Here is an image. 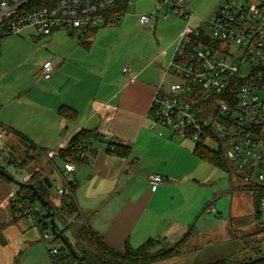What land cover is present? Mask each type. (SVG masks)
Returning <instances> with one entry per match:
<instances>
[{
    "label": "crops",
    "instance_id": "1",
    "mask_svg": "<svg viewBox=\"0 0 264 264\" xmlns=\"http://www.w3.org/2000/svg\"><path fill=\"white\" fill-rule=\"evenodd\" d=\"M6 1L21 3L25 9L37 6V0ZM127 9L120 29L109 25L101 31L98 27L85 32L58 30L50 36L27 30L18 36L21 43L31 46L26 57L5 39L0 46V129L14 145L27 141L36 147L31 151L45 155L53 178L64 174V161L58 152L77 134L88 131L100 135L91 143L89 158L75 165L79 184L74 200L84 221L113 251L124 252L126 244L137 249L154 240L165 251L181 246L178 257L155 264L243 263L255 259L256 255L247 257L252 248H247L244 238L251 235H239L231 207L229 220L223 219L220 199L224 194L201 192L207 187V174L219 168L197 158L195 146L190 150L166 139L167 131L159 125L151 129L148 113L152 99L187 23L183 28L184 20L173 17L169 24L177 25V30L158 45L154 56L140 50L139 39L144 32L138 31L130 55L114 65L109 58L118 47L113 37L128 26L143 28L135 15L126 18ZM168 21L169 17L163 21L157 18L152 27L156 30ZM28 59L31 69H25ZM47 62L55 65L48 81L42 77ZM125 69L129 72L124 73ZM63 107L75 113L73 121L59 115ZM117 146L124 154H115ZM154 174L165 178L156 192L149 184ZM229 181L228 193L234 198L241 191L230 176ZM244 191L251 199L248 217L257 219L254 194ZM49 196L51 201L57 199L55 191L49 190ZM14 197L13 185L0 181V225H6L1 233L0 264H17L25 248L43 242L39 228L29 230L20 219L15 220ZM245 223L248 227L244 230H250L248 221ZM256 228L264 233V228Z\"/></svg>",
    "mask_w": 264,
    "mask_h": 264
},
{
    "label": "built area",
    "instance_id": "2",
    "mask_svg": "<svg viewBox=\"0 0 264 264\" xmlns=\"http://www.w3.org/2000/svg\"><path fill=\"white\" fill-rule=\"evenodd\" d=\"M185 2H160V9L179 16L187 26L152 99L148 113L151 129L160 125L174 136L196 143L204 137L205 144L212 142L218 146L222 142L243 188L262 195L257 219H264V187L253 183L264 182V0H227L195 27L191 24L195 17L184 9ZM123 5L127 8L133 4L130 0H54L49 5L25 9L21 3L3 0L0 46L5 38L21 36L27 30L50 36L58 30L85 32L118 25L126 15L120 9ZM152 18L153 15H142L140 26L149 25ZM54 70V63H45L43 79L48 81ZM109 147L113 150V143ZM91 148L84 145L79 158L88 159ZM63 169L72 178L60 176L56 195L61 209L75 201L74 192L79 184L75 164L67 160ZM164 183L161 175L149 178L152 192ZM12 205L28 223L46 231L42 234L45 243L53 239L47 233L51 229L50 219L39 220L16 196ZM48 253L51 264H65L59 248Z\"/></svg>",
    "mask_w": 264,
    "mask_h": 264
},
{
    "label": "rangeland",
    "instance_id": "3",
    "mask_svg": "<svg viewBox=\"0 0 264 264\" xmlns=\"http://www.w3.org/2000/svg\"><path fill=\"white\" fill-rule=\"evenodd\" d=\"M130 1L133 5L127 7L128 9L126 18H129V15H135L136 17H138L137 19H139V17H141L142 15H153V18L150 25H147L141 29L134 28L133 25L128 26L119 34L113 37V42L114 44H117L118 47H115V50H112V54L111 56H109V58L110 62H114V65L118 64L121 60H124L130 55L131 47L133 45L134 39L136 38L135 35L138 31L144 32L142 38L139 39V47L141 46V49H139L142 50V52L145 53L146 56H154L158 54V45H162L163 43L167 42L177 30V25L169 24L173 23L174 20L172 18L176 17L177 19H181L180 21L183 20L182 18H179V16L173 13H169V11L166 9H160L161 0ZM226 1L227 0H186L184 9L188 13L193 15V17L197 18L191 23L192 26L195 27L200 25L202 19L210 18L214 14V12L217 11ZM165 15H168L169 21L163 23L161 27L155 30V28L152 27V24L155 23V20L157 18L163 21ZM186 23V21H182L183 28ZM121 24H123V22L118 25H111L109 27L120 29L121 27H123V25ZM102 28L103 27H98L97 29L101 31ZM108 30L112 29L108 28ZM5 39L6 41H12L13 49L16 51H22L25 57L28 56V53L31 51V46L23 44V42L21 43L20 41L22 40L20 39L22 38H19L18 36H9ZM26 68H33L32 61H30V59H28L25 69ZM38 78L40 79V76H38ZM165 131H167L166 133H164L166 139L172 140L179 147L187 148L190 150L194 148L196 142L180 139L174 136L172 131H169L167 129H165ZM205 145L214 151L218 150V147L215 143L207 142ZM56 163L59 167H61V164H59L58 160H56ZM47 165L49 164L47 159L45 158V155L36 151H31L30 145L28 143L19 141L18 144L14 145L10 140L7 139V137L5 138L4 136L0 138V167L4 169L15 180L26 183L34 174L40 173L43 175V177L49 179V183H51L52 185L49 190L56 192L58 184L61 183V178L57 175L53 178L52 171H49L46 168ZM40 168H43V172L39 171ZM206 178L207 181L205 182V185H207V187L201 192L204 195H211L213 192L216 193L218 191L224 194V196H222V198L220 199V203L223 207L221 213L224 221L229 220V211L231 207L232 215L234 216V218L237 217V220L234 223H236V229L239 235H251L244 238V240H246L247 246L249 245L250 248H253L252 250H249L247 252V257L254 258L255 255L257 256L258 253L255 250L257 247H260L262 254H264V233L259 228H256H264V219L255 218L253 220V217H248L252 209L251 199L248 198L249 196L247 195V191H244L243 184L240 178L238 176H235L233 178L235 188L241 191L240 194L235 195L234 198H232V196L228 193L231 187V182L229 181V174L225 170L215 169L213 173H208ZM253 183L264 187V182L259 183L258 181H254ZM12 185L13 187H15L14 184ZM52 202L56 207L60 206V200L58 198L56 200H53ZM35 207L40 209L38 203L35 204ZM244 221H248L250 230H244L245 227H248L246 223L245 225L243 224ZM20 222L26 225L25 227H27V229L38 231L36 230L38 227L28 223L25 218H20ZM55 224L58 231L63 230L62 224L57 219L55 220ZM45 232L46 231H41V235ZM47 233L49 235L51 234L53 236V239L46 243L43 241L37 246L34 244L32 249L29 245L22 251L20 259H18L19 262L17 264H51L48 252L54 247H60V245L54 242V234L51 229L47 231ZM255 235L257 236V238L253 237ZM66 237L69 239L70 243L73 244L71 237H69V235L67 234ZM257 239L259 242L262 241V244L259 243V246L254 243V241H256ZM159 250L165 251L160 248Z\"/></svg>",
    "mask_w": 264,
    "mask_h": 264
},
{
    "label": "trees",
    "instance_id": "4",
    "mask_svg": "<svg viewBox=\"0 0 264 264\" xmlns=\"http://www.w3.org/2000/svg\"><path fill=\"white\" fill-rule=\"evenodd\" d=\"M37 6H32L29 9H35L43 5L51 4L49 1L37 0L35 2ZM121 10L126 11L125 5H123ZM212 103V101L210 100ZM59 115L67 120L73 121L75 119V113L69 108H61L59 110ZM100 135L94 132L83 131L77 134L65 149H62L58 152L57 156L65 161H70L73 164L77 165L82 163L84 160L79 158V154L84 145H91L92 141L99 140ZM205 138L200 139L196 144L193 151V154L204 160L213 166L225 170L230 178L237 176V173L232 168L229 159L227 150L224 147L222 142H219L218 150L214 151L205 145ZM30 145L32 150H36V147L31 145L29 142L25 141ZM117 152L115 154H124L121 151V147H116ZM1 168V167H0ZM2 169V168H1ZM4 170V169H3ZM5 171V170H4ZM6 172V171H5ZM42 174L36 173L31 179L26 182L32 184L37 190L38 194L48 202V207L45 208L41 201L38 199L37 195L24 187H18L15 185V196L18 199L19 203L23 206L28 207L34 213V215L39 218L41 221L50 219V213L53 214V221L57 219L63 226L62 231H58L56 224L55 230L59 235H62L71 245L74 250L77 258H74L65 248L61 239L58 236L54 235V242L59 244V251L61 256L64 259L65 264H155L157 262L171 260L178 257L181 254V246H177L175 249L168 251H161L160 242L150 240L146 242L141 247L134 249L129 244H126L125 250L122 253H118L110 249L105 245L101 238L94 233L91 228L88 226L87 222L84 221L80 213L79 208L77 207L75 201H72L70 205H67L64 209L56 207L53 202L50 200L49 188L44 182ZM0 181L7 182L11 184L10 181L0 176ZM262 195L260 193H254L256 211H258L259 201ZM39 204V208L35 207V204ZM12 211L15 216V220L23 218L22 216L16 213L15 207L12 205ZM257 215V213H256ZM51 224V220H50ZM6 228V225H0V241L2 240L1 233ZM45 228V227H44ZM43 231V229H40ZM66 234L71 237L73 244L70 243L69 239L66 237ZM254 243L259 246V243L262 244V241H254ZM248 249H251L249 245ZM253 249V248H252ZM257 251L256 259L263 257L260 247L255 249ZM253 261V260H251ZM218 264H239L231 260H226ZM264 264V260L256 263Z\"/></svg>",
    "mask_w": 264,
    "mask_h": 264
},
{
    "label": "water",
    "instance_id": "5",
    "mask_svg": "<svg viewBox=\"0 0 264 264\" xmlns=\"http://www.w3.org/2000/svg\"><path fill=\"white\" fill-rule=\"evenodd\" d=\"M0 176H2L3 178L7 179L12 184H14V185H16L18 187H24V188H27V189L33 191L37 195L38 199L41 201V203L43 204V206L45 208L48 207V202L38 194L37 190L35 189V187L32 184H28V183H24V182H20V181L15 180L13 177H11L7 172H5L1 168H0ZM44 182H45V184L47 185L48 188H51L52 187L51 183H49V179L45 178L44 179ZM50 220H51V229H52L53 234L55 236H58L61 239V241H62L63 245L65 246V248L67 249V251L74 258H77L74 250L72 249L71 245L66 240V238L64 236H62V235H59L56 232V230H55V224H54V221H53V214L52 213H50ZM262 260H264V256L263 257H260L258 259H255L253 261L243 262V263H239V264H256V263H258V262H260Z\"/></svg>",
    "mask_w": 264,
    "mask_h": 264
}]
</instances>
